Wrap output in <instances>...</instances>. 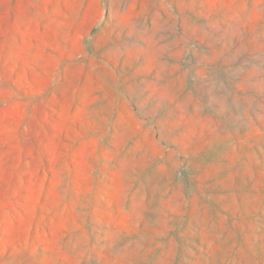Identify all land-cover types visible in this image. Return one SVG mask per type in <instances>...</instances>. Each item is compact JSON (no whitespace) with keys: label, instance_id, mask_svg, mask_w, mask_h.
Segmentation results:
<instances>
[{"label":"rangeland","instance_id":"374dc122","mask_svg":"<svg viewBox=\"0 0 264 264\" xmlns=\"http://www.w3.org/2000/svg\"><path fill=\"white\" fill-rule=\"evenodd\" d=\"M0 264H264V0H0Z\"/></svg>","mask_w":264,"mask_h":264}]
</instances>
